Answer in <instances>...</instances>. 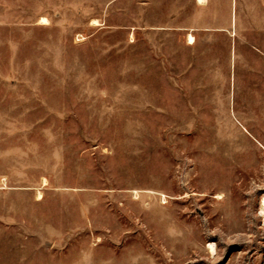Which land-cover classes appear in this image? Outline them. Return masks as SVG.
I'll return each instance as SVG.
<instances>
[{
	"label": "rangeland",
	"instance_id": "obj_1",
	"mask_svg": "<svg viewBox=\"0 0 264 264\" xmlns=\"http://www.w3.org/2000/svg\"><path fill=\"white\" fill-rule=\"evenodd\" d=\"M193 15L0 0V264H264V66L197 60Z\"/></svg>",
	"mask_w": 264,
	"mask_h": 264
},
{
	"label": "crops",
	"instance_id": "obj_2",
	"mask_svg": "<svg viewBox=\"0 0 264 264\" xmlns=\"http://www.w3.org/2000/svg\"><path fill=\"white\" fill-rule=\"evenodd\" d=\"M202 1L191 0L194 15L187 20L174 19L172 23L177 24L170 26L184 49L197 60L208 56V66H264V0H222L225 17L218 19L214 0H210L206 25L203 10L209 3Z\"/></svg>",
	"mask_w": 264,
	"mask_h": 264
},
{
	"label": "bare ground",
	"instance_id": "obj_3",
	"mask_svg": "<svg viewBox=\"0 0 264 264\" xmlns=\"http://www.w3.org/2000/svg\"><path fill=\"white\" fill-rule=\"evenodd\" d=\"M200 2H203L202 0H200ZM42 24H48V20L46 19V18H42ZM191 42H193V38L192 37H190V39H189ZM209 250H210V252L212 253V254H214V252H215V247H214V244H210V246H209Z\"/></svg>",
	"mask_w": 264,
	"mask_h": 264
}]
</instances>
